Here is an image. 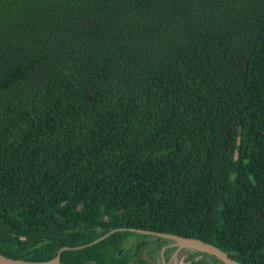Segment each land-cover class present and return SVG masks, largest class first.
<instances>
[{
  "label": "trees",
  "instance_id": "16d2710c",
  "mask_svg": "<svg viewBox=\"0 0 264 264\" xmlns=\"http://www.w3.org/2000/svg\"><path fill=\"white\" fill-rule=\"evenodd\" d=\"M119 228L264 264V0H0V253Z\"/></svg>",
  "mask_w": 264,
  "mask_h": 264
},
{
  "label": "flooded vegetation",
  "instance_id": "af4514ba",
  "mask_svg": "<svg viewBox=\"0 0 264 264\" xmlns=\"http://www.w3.org/2000/svg\"><path fill=\"white\" fill-rule=\"evenodd\" d=\"M119 232L131 231L127 230ZM144 236L146 237H128L122 243L121 248L117 251V258L120 259L123 256H126L127 261H125V264H172V258L174 254L180 252L182 254V260L179 262V264H224L222 261H219L218 259L206 253L185 249L178 251V248L174 246L173 241H169L154 235Z\"/></svg>",
  "mask_w": 264,
  "mask_h": 264
},
{
  "label": "water",
  "instance_id": "95a60500",
  "mask_svg": "<svg viewBox=\"0 0 264 264\" xmlns=\"http://www.w3.org/2000/svg\"><path fill=\"white\" fill-rule=\"evenodd\" d=\"M127 230L131 231V232H135V233L144 234V235H154V236H158V237H161V238L169 240V241H173L174 246L176 248H178V251L185 249V250H191V251H196V252H202V253H206L208 255L213 256L214 258L218 259L219 261H222L224 264H242V263L238 262L237 260L233 259L232 257H230L228 255V253L221 250L217 246L210 244V243H207L201 239L185 238V237H181V236L173 235V234H168V233H158V232H152V231H146V230L126 229V228L112 230L109 233H107L106 235L95 240L94 242H91L89 245H86V246H80V247L65 246V247H62L58 251L57 255L53 259L48 260V261L37 262V261H26V260H21V259H13V258L7 257L5 255H2L0 253V264H63L61 261L63 252L68 251V250H80V249L85 248L87 246H91V245H94V244L101 242L102 240L109 237L111 234H113L115 232L127 231Z\"/></svg>",
  "mask_w": 264,
  "mask_h": 264
},
{
  "label": "bare ground",
  "instance_id": "6f19581e",
  "mask_svg": "<svg viewBox=\"0 0 264 264\" xmlns=\"http://www.w3.org/2000/svg\"><path fill=\"white\" fill-rule=\"evenodd\" d=\"M182 260V254L180 252H177L174 254L172 258V264H179V262Z\"/></svg>",
  "mask_w": 264,
  "mask_h": 264
}]
</instances>
